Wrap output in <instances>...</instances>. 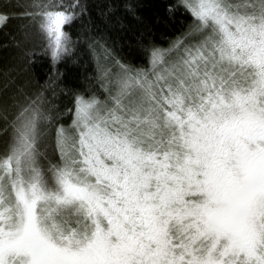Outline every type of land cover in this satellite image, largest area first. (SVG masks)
Instances as JSON below:
<instances>
[{
  "label": "snow or ice",
  "instance_id": "snow-or-ice-1",
  "mask_svg": "<svg viewBox=\"0 0 264 264\" xmlns=\"http://www.w3.org/2000/svg\"><path fill=\"white\" fill-rule=\"evenodd\" d=\"M11 7L0 264H264V0H175L179 35L138 39L137 63L86 35L89 0ZM82 41L96 74L67 105L59 73L21 79L37 48L54 68Z\"/></svg>",
  "mask_w": 264,
  "mask_h": 264
},
{
  "label": "trees",
  "instance_id": "trees-1",
  "mask_svg": "<svg viewBox=\"0 0 264 264\" xmlns=\"http://www.w3.org/2000/svg\"><path fill=\"white\" fill-rule=\"evenodd\" d=\"M92 7V23L89 25L92 31L87 36H107L110 47H113L117 56L138 62V39L147 38L158 44L167 46V41L179 35L182 29L181 18L169 15L167 6L175 0H89ZM15 0H0V12L14 15L12 4ZM137 7L135 16L130 15L125 6ZM112 13L105 16L108 8ZM22 23L18 19H11L7 27L0 29V67L11 64L17 53L12 47L3 45L10 42V35ZM87 20L85 24H87ZM75 32H80L77 25ZM143 34V37L141 36ZM76 37L74 36V39ZM32 64L28 67L26 75L21 79H31L33 83L43 84L49 77L59 73V87L56 89L58 99L56 103L62 107L68 104L67 92L72 90H84L91 87V79L96 74V60L94 54L89 51L87 44L81 42L77 55L71 59L52 67L50 58L41 53L39 48L32 56ZM2 83V81H0ZM61 89L64 92H61Z\"/></svg>",
  "mask_w": 264,
  "mask_h": 264
}]
</instances>
